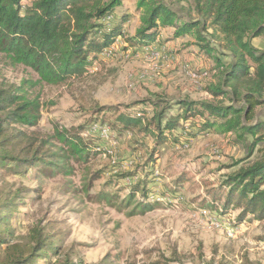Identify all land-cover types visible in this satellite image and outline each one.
<instances>
[{"label": "rangeland", "instance_id": "1", "mask_svg": "<svg viewBox=\"0 0 264 264\" xmlns=\"http://www.w3.org/2000/svg\"><path fill=\"white\" fill-rule=\"evenodd\" d=\"M138 1L124 0L115 8L114 16L123 12L131 14L123 27L126 35L134 34L140 26L143 9L137 8ZM158 1L177 14L178 24L198 19L193 0ZM173 30L161 28L160 40L156 42L165 47L161 54H122L119 44L117 49L121 52L110 57L99 54L82 75L58 84L38 81L31 68L12 64L0 53V89L13 91L27 80L32 84L23 86L27 97L37 98L40 103L39 120L35 125L13 124L7 132L11 135L23 132L35 144L38 156L45 154L55 159L65 155V169L70 171L50 175L47 170L42 173V168L25 165L26 172L13 175L0 166V214H7L12 232L10 243L31 245L29 233L31 228L37 227L59 244L57 254L49 253L38 264L45 260L46 264L66 261L99 264L104 258L106 264H152L157 260L165 264H264V219L254 220L248 216L238 222L240 208L229 207L226 214L220 213L223 200L215 202L217 209L201 207L206 190L217 188L227 176L264 158V138L255 143L256 137L264 135V129L241 136L210 129L190 136L188 141L181 142L183 145L180 140L172 144V139H168L157 147L158 155L152 165L150 158L156 146L153 136L137 129L118 131L111 125L116 114L95 117L97 108L110 106H119V111L139 107L149 117L154 111L153 103L159 104V109L167 103L173 105L168 112L172 115L178 111L174 103L182 99L244 108L245 103L232 94V87L223 84V70L232 58L223 48L220 35L211 28L201 31L212 48L211 56H206L194 53L198 51L199 42L193 33L165 41ZM251 44L264 51V35L253 38ZM152 71L155 76H151ZM131 82L134 85L129 87ZM218 84L227 96L213 97L205 90L209 85ZM239 91L243 93L244 89L239 87ZM251 115L249 120H243L244 124H264V103L256 105ZM94 119L108 127L112 135L102 140L82 131L83 142L90 149L100 144V151L90 152L86 161H75L65 154V146L52 137L56 130L78 128ZM191 126L183 122L179 125L192 131ZM28 148L27 140L16 139L9 152L14 156L31 157L33 151L26 152ZM111 157L117 169L112 168L115 162ZM145 166L152 168L153 174L157 173L160 178L155 184H148V194L155 195L158 201L164 198L160 195L162 192L174 189V181L179 176H186L177 191L175 206L159 202L144 213L128 215L138 201H144L141 192L134 195L129 206L120 210L105 200L94 199L104 191L115 205L120 204L134 185L140 183L141 188L145 187L144 179L150 177L146 176ZM97 172L99 177L92 179ZM122 172L132 174L116 181ZM201 210L209 212L202 214ZM227 227L234 230L232 236L225 232ZM3 248L1 245L0 260Z\"/></svg>", "mask_w": 264, "mask_h": 264}, {"label": "trees", "instance_id": "2", "mask_svg": "<svg viewBox=\"0 0 264 264\" xmlns=\"http://www.w3.org/2000/svg\"><path fill=\"white\" fill-rule=\"evenodd\" d=\"M123 1L0 0V53L12 64H23L31 68L37 74L38 81L58 84L86 72L99 58L102 50L115 43L117 38L120 39V50H136L160 40V30L163 27L174 29L165 41L193 33L199 42L198 51L194 53L211 56L212 48L201 34L202 30L211 28L220 35L223 48L229 51L232 58L223 70V84L232 87V94L237 100L245 103L244 108L182 99L174 103L178 111L172 115L168 112L173 105L167 103L159 109V104L153 103L154 111L149 117L139 107L133 111H119V106L99 107L95 110V117L99 114H116L111 125L118 131L137 129L143 134L153 136L156 146L155 153L151 154L150 158L152 165L158 155L157 147L168 139H172V144L180 140L183 145L181 142L188 141L190 136L208 132L210 129L235 132L239 136L246 133L255 134L264 129L263 123L251 125L243 122L252 117L251 113L256 105L264 103V51L251 44L253 38L264 35V0H193V9L198 19L182 24H178L177 14L158 0H139L137 8L143 9L140 26L131 35H126L123 29L131 14L123 12L114 16L115 8ZM109 16H112L111 20L105 22ZM213 58L218 63V59ZM28 83L23 80L22 85L15 87L13 91L0 89V166L13 175L22 174L23 170L26 172L27 169H23L25 165L42 168V173L47 170L50 175L62 170L70 172L65 169V155L55 159L48 158L45 154L38 156V149H34L35 144L29 141L23 132L18 131L12 135L7 132L13 124L33 126L39 120L40 103L37 98L29 99L23 87ZM239 87L244 89L243 93L239 91ZM205 90L213 97L227 96L221 84L209 85ZM218 119L222 121L218 123ZM180 122L188 123L189 126L192 124L193 130L179 127ZM93 123L104 125L94 119L78 128L56 130L52 138L65 146V154L68 153L70 158L78 162L86 161L90 152H99L101 146L99 144L90 149L81 138L80 133L87 132ZM263 138L264 135L256 137L255 143ZM16 139L28 141L29 148L26 152L33 151L31 157L10 154L9 147L14 145ZM116 167L115 162L112 168L117 169ZM144 169L146 176L150 175L144 179L145 187L141 188L140 183L134 185L120 204L115 205L113 198L104 191L96 194L94 199L105 200L120 210L123 206H129L134 200V195L141 192L144 201H138L128 215L144 213L150 210L153 204H160L159 202L168 207L175 206V199L179 195L177 191L186 176H179L174 181V189L162 192L160 195L164 198L158 201L155 195L148 194V184H155L160 178L157 173L153 174L152 168L145 166ZM131 174L132 172L119 173L116 181L129 178ZM98 177L97 172L92 179ZM263 185L264 158L227 176L217 188L206 190L201 207L217 209L215 202L223 200L219 209L221 214H226L229 207H236L240 208L238 222L248 216L254 220H263ZM123 203L125 205H122ZM6 216L5 212L0 214V246L4 245L0 264H38L39 260L48 257L49 253L57 254V240L53 241L51 236L44 234L37 227L30 230L31 245L25 247L11 244L12 232ZM44 262L43 264H46L48 261ZM64 264L71 263L66 261ZM99 264H106V259H102ZM152 264L165 263L157 260Z\"/></svg>", "mask_w": 264, "mask_h": 264}, {"label": "built area", "instance_id": "3", "mask_svg": "<svg viewBox=\"0 0 264 264\" xmlns=\"http://www.w3.org/2000/svg\"><path fill=\"white\" fill-rule=\"evenodd\" d=\"M112 18V16H109L106 18L105 22H108L110 21ZM119 44L120 43V39L117 38L115 43H113L111 46H108V47H105L102 52L100 53L101 56H104V57H110L111 55H115L117 52H121L120 50L118 51L119 49ZM158 44V43H157ZM118 47V49H117ZM158 49H155L154 46L151 44V45H148V46H144V47H141L139 49H136V50H131V49H128L126 51H122L121 53L122 54H128V53H133V52H136V53H141V54H144V55H150V56H154V55H158V54H161L165 51V47L163 45H157ZM191 75H193L192 73H190ZM205 74V73H202V75ZM151 76H155L154 75V71H152L151 73ZM146 76H142L141 78H145ZM149 77V76H148ZM134 85L133 82L129 83V87H132ZM88 134H96L98 135V137H100L102 140L104 139H107L109 136L112 135L110 129L104 125H99L98 123H93L89 130L87 131ZM100 151V150H99ZM111 159L114 161L115 159H113L111 157ZM207 210H201L202 214H206ZM209 212V211H207ZM216 225L218 226V223L216 222ZM225 232L232 236V228L230 227H227L224 229ZM234 231V230H233Z\"/></svg>", "mask_w": 264, "mask_h": 264}, {"label": "crops", "instance_id": "4", "mask_svg": "<svg viewBox=\"0 0 264 264\" xmlns=\"http://www.w3.org/2000/svg\"><path fill=\"white\" fill-rule=\"evenodd\" d=\"M159 38H160V36H159ZM158 41H159V40H158ZM158 41H156V42H158ZM156 42H154V43H152V44H153V46H154L155 49H158V47H157L158 44H157ZM163 46H164V45H163Z\"/></svg>", "mask_w": 264, "mask_h": 264}]
</instances>
